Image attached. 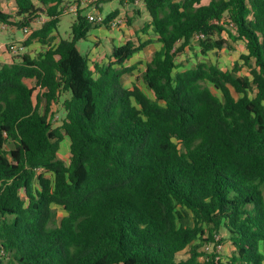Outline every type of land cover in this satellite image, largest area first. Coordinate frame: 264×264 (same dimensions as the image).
<instances>
[{"label": "trees", "instance_id": "trees-1", "mask_svg": "<svg viewBox=\"0 0 264 264\" xmlns=\"http://www.w3.org/2000/svg\"><path fill=\"white\" fill-rule=\"evenodd\" d=\"M12 1L0 22L48 20L27 41L46 46L37 57L0 66V264H264V0H142L143 29L161 43L143 75L154 98L122 84L149 42L129 40L92 68L77 47L93 29L81 10L72 40L53 44L70 0ZM194 39L203 54L243 41L250 76L205 62L178 70ZM66 137L69 165L58 157ZM52 205L66 212L59 223ZM226 240L225 263L201 250Z\"/></svg>", "mask_w": 264, "mask_h": 264}, {"label": "rangeland", "instance_id": "rangeland-1", "mask_svg": "<svg viewBox=\"0 0 264 264\" xmlns=\"http://www.w3.org/2000/svg\"><path fill=\"white\" fill-rule=\"evenodd\" d=\"M0 9L8 14L16 12L15 4L12 0H0ZM64 15L61 18L58 26V34L54 36L53 41L72 40V24L76 20L77 11L81 10L84 16L89 14H98L104 18L112 13L116 15L110 20L121 21L120 27H110L108 21L103 23L93 24V29L88 37L77 43V47L81 53L88 57L90 65L94 68L93 63L106 64L111 61V55L114 47L124 45L127 41L132 40L136 45H139L138 39L149 44L142 50L136 52L133 57L126 63L127 67L132 68L130 73H127L122 78V84L126 89L132 90L135 86L139 87L147 96L154 98L153 93L147 88L143 81V75L147 65L152 61L155 53L160 50L161 43L158 41L157 34L153 27L144 30V26L151 22V16L147 11L144 3L141 0L131 2L130 0H98L94 5L83 7L79 0H70L63 8ZM145 14L147 16H145ZM39 16L29 24L16 26L10 23L0 22V57L6 55L5 58H0V66L13 61H20L24 54L31 57H37L44 47L38 46V40H29L30 35L36 29L40 28L43 23L48 20L45 13L38 14ZM29 27L32 30L30 35L24 33V28ZM116 30L120 32L119 37H113L110 31ZM233 33L235 29H230ZM224 38H228L227 33H224ZM218 39V36H215ZM247 54L246 44L241 41L229 40L228 47L223 50H212L207 54H203L199 46L198 40L194 41L178 54L176 65L178 70L194 68L198 63L205 62L208 64L217 65L222 70L232 72L235 77L244 75L250 76V69L244 64L243 56ZM30 87H36L35 82L26 80ZM208 87L220 99H223L222 93L217 90L212 84ZM35 95H41V89L36 87ZM236 98L238 94L232 89ZM250 96H254L251 91ZM69 98L68 94H63L58 102L52 106L51 123L53 128H58L62 125L66 117L64 101ZM45 107V104H43ZM7 149H11L12 145L7 144ZM58 157L65 164L69 165L71 160L70 141L66 137L61 143ZM43 173L47 179L53 180L52 172L38 171V174ZM55 211V221L59 223L60 219L66 215L64 209L58 205H52ZM225 231H220L215 237L216 241L226 239ZM207 254L215 252L222 263H225L233 251V247L229 241H224L219 244H207L201 248ZM261 250L264 253V242L261 244ZM190 257V250L186 249L178 256V259L187 260ZM202 260H205V258Z\"/></svg>", "mask_w": 264, "mask_h": 264}, {"label": "built area", "instance_id": "built-area-1", "mask_svg": "<svg viewBox=\"0 0 264 264\" xmlns=\"http://www.w3.org/2000/svg\"><path fill=\"white\" fill-rule=\"evenodd\" d=\"M97 1L98 0H79V2L82 4L83 7H88V6L94 5V3L97 2ZM136 2H138V0H136ZM87 18L93 24L103 23L106 20V18H104V17H102V16H100L98 14H89V15H87ZM120 23H121V21L112 20V21H110L109 25L112 28H118V27H120ZM229 27L233 28V29L235 28L232 23L230 24ZM24 33L27 36L30 35L32 33L31 28L25 27L24 28ZM198 37H203V35H198L197 38ZM215 237H217V235Z\"/></svg>", "mask_w": 264, "mask_h": 264}, {"label": "crops", "instance_id": "crops-1", "mask_svg": "<svg viewBox=\"0 0 264 264\" xmlns=\"http://www.w3.org/2000/svg\"><path fill=\"white\" fill-rule=\"evenodd\" d=\"M145 16H147L145 14ZM41 28V27H40ZM39 29V28H38ZM112 34L113 37H119L120 35V32L116 31V30H113V31H110ZM58 32L54 33L53 35L54 36H57ZM55 38V37H54ZM53 44H57V41H53ZM38 46H41V47H44V49L46 48V46L44 44H42L41 42H38ZM6 55H3L1 56L0 58H5Z\"/></svg>", "mask_w": 264, "mask_h": 264}]
</instances>
